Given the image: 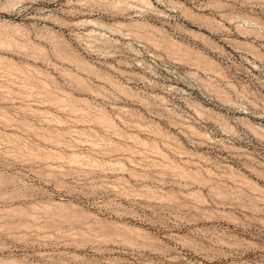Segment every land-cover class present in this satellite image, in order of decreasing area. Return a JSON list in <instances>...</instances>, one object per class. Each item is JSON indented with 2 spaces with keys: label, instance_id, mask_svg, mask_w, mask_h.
Listing matches in <instances>:
<instances>
[{
  "label": "rangeland",
  "instance_id": "1",
  "mask_svg": "<svg viewBox=\"0 0 264 264\" xmlns=\"http://www.w3.org/2000/svg\"><path fill=\"white\" fill-rule=\"evenodd\" d=\"M74 1L0 0V264H264V0Z\"/></svg>",
  "mask_w": 264,
  "mask_h": 264
},
{
  "label": "bare ground",
  "instance_id": "2",
  "mask_svg": "<svg viewBox=\"0 0 264 264\" xmlns=\"http://www.w3.org/2000/svg\"><path fill=\"white\" fill-rule=\"evenodd\" d=\"M56 2V1H54ZM72 4H76V2L74 0H70V2L68 3V6L70 7ZM110 6H111V2L109 0H97L96 4L94 6H92V8H89L88 10L85 11H74V12H70L66 10V15L71 17V18H77L80 16H85V15H100L103 17H113L115 14L112 13V11H110ZM66 9V8H65ZM83 9V8H82ZM135 12L136 15L140 16L142 15V10L141 9H134L133 10ZM65 15V14H64ZM65 15V16H66ZM114 18V17H113ZM43 20V19H42ZM70 20V19H69ZM74 20V19H73ZM64 21V20H63ZM71 21V20H70ZM54 22V21H53ZM52 22V23H53ZM91 23V22H90ZM64 24V23H63ZM58 25V24H57ZM65 25V24H64ZM66 28V27H65ZM216 33V32H215ZM217 34V33H216Z\"/></svg>",
  "mask_w": 264,
  "mask_h": 264
}]
</instances>
